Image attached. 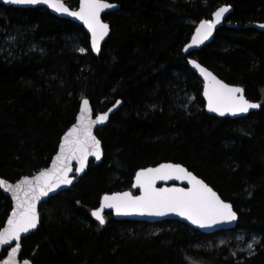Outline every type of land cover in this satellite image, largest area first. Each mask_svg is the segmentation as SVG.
Masks as SVG:
<instances>
[{"label": "trees", "instance_id": "trees-1", "mask_svg": "<svg viewBox=\"0 0 264 264\" xmlns=\"http://www.w3.org/2000/svg\"><path fill=\"white\" fill-rule=\"evenodd\" d=\"M107 1L119 9L103 16L110 34L98 56L70 20L0 4V179L15 182L47 168L82 99L94 114L122 103L96 132L101 163L91 161L76 184L40 205L39 226L22 239L20 258L264 264V32L222 27L189 55L259 102L245 118L208 116L202 84L182 55L195 26L218 7H232L231 23H263L264 0ZM162 162L184 166L229 202L238 215L235 229L203 234L178 221H117L106 212L100 225L91 217L102 195L131 190L136 171ZM10 211L0 191V230ZM239 231L259 238L248 256H234L233 245L221 243Z\"/></svg>", "mask_w": 264, "mask_h": 264}, {"label": "snow or ice", "instance_id": "snow-or-ice-1", "mask_svg": "<svg viewBox=\"0 0 264 264\" xmlns=\"http://www.w3.org/2000/svg\"><path fill=\"white\" fill-rule=\"evenodd\" d=\"M3 3L47 5L55 12L79 19L91 33L92 49L96 52L100 51V41L109 33V25L102 22L101 13L117 7L107 0H80L79 11H70L62 0H3ZM228 10V7H222L214 14V21H202L188 48L202 44L208 39ZM260 27L264 28V25ZM188 48L184 51H188ZM83 51L84 49H81V52ZM189 63L204 77V96L208 101L209 112L220 116L226 114L236 116L260 107L259 104L245 99L243 88L230 87L223 83L196 61H189ZM90 117L89 101L84 99L78 123L65 136V142L60 145V154L56 157L51 169L40 172L32 179L25 177L15 186L0 180V187L10 191L15 201V209L7 220V227L0 231V246L17 241L12 248L11 257L14 258L20 251L21 233H28L37 228L39 223L37 202L49 192L60 188L61 185L73 183V179L69 177V173L73 171L70 166L71 161L77 160L79 167L76 172L81 173L84 171L88 156H94L97 161L101 159L100 141L92 134V127L94 124H103L108 119V115L107 113L100 115L96 120H91ZM168 180H187L191 187L187 189L156 187L157 181ZM133 187L138 188L141 194L134 196L131 192H123L105 195L100 208L92 211L91 215L100 225L105 223L104 209H114L118 216L138 214L162 217L174 213L201 228L223 221L236 220V213L232 210L231 204L221 200L207 184L178 164L165 163L155 168L138 171ZM22 191L25 198L20 196ZM248 247L252 249L253 245L249 244ZM5 264H12V261H5ZM23 264H29V261L24 260Z\"/></svg>", "mask_w": 264, "mask_h": 264}, {"label": "water", "instance_id": "water-1", "mask_svg": "<svg viewBox=\"0 0 264 264\" xmlns=\"http://www.w3.org/2000/svg\"><path fill=\"white\" fill-rule=\"evenodd\" d=\"M63 2V0H62ZM109 2V1H107ZM64 3V2H63ZM110 3V2H109ZM0 4L5 6V7H12V8H20V9H33V8H43L45 10H47L52 16L54 17H57V18H60V19H67V20H70L71 22L81 26L83 28V30L85 31V33L88 35V38H89V49L91 51V53L94 55V56H98L100 54V51H101V47L102 45L104 44V42L108 39L109 37V34H110V25L107 21H105L103 19V16L109 14V13H112V12H115L119 9V6L115 3H112V4H115L117 7L113 8V9H107L105 11H103L101 13V20L103 23H106L109 25V33L107 36L104 37L103 40L100 41V44H99V47H100V51L99 52H96L92 49V38H91V33L89 32L88 28L83 24L82 21H80L79 19H76L75 17H72V16H68L67 14H62V13H58V12H55L53 11L51 8H49L47 5H8V4H5L3 3V0H0ZM65 4V3H64ZM65 6H67L69 8L70 11H79V7H80V0H78V4H77V7L75 8H70L68 5L65 4ZM222 7H228V12H226L223 17L221 18V22L219 24L216 25L215 29H213L212 31V34L210 37H208V39H206L202 44H199V45H193L192 47L188 48V45L192 44V40H193V37L196 35V29L199 27L200 23L202 21H206L205 19L201 20L194 28L193 30V33L189 39V41L187 42V44L183 47L182 49V55L183 57H186L187 58V63H188V66L190 68V70L196 75V77L199 79V81L201 82L202 84V99H203V102H204V110H205V113L208 115V116H212V117H215V118H229V119H240V118H245L247 117L250 113H254L256 111L259 110V108L257 109H250L247 113H243V114H238L236 116H232L231 114H226L225 116H220L218 115L217 113H213V112H209L208 111V101L206 99V97L204 96V86H205V80H204V77L200 75L199 71L197 69H194L192 67V65L189 63V61H196L198 64H200L196 59L194 58H191L189 55H191L192 53L196 52V51H199L201 50L203 47L209 45L213 39H214V36H215V33L216 31L219 29V28H222V27H225V28H238V29H241V28H252L258 32H264V28L260 27L261 25H264V22L263 23H248L247 25H243V26H240V25H237L235 23H231L228 21V17L229 15L232 13V7L229 6V5H222L220 7H218L212 14H211V17H210V20H207V21H214L215 20V13ZM185 48H188V51H184ZM201 65V64H200ZM202 67H204L203 65H201ZM205 69H207L206 67H204ZM209 72H211L218 80L222 81L223 83H225L223 80H221L219 77H217L211 70L207 69ZM227 84V83H225ZM229 85L230 87H240L242 88L241 86H238V85H231V84H227ZM243 95H244V92H243ZM245 97V95H244ZM86 99V98H84ZM82 99L81 102H80V105H79V109H78V113L75 117V120H74V123L65 131V133L62 135L61 139H60V142H59V145H58V148H57V151L55 153V155L52 157L51 159V162L50 164L48 165L47 168L43 169V170H40L38 171L37 173H34L30 176H23L21 177L20 179H18L17 181L15 182H10V181H7L5 179H0V180H4L6 181L8 184H11L13 186H15L16 184H18L21 180H23L25 177L29 178V179H32L33 177L35 176H38L40 174V172L42 171H47L49 169L52 168V165H53V162L56 160V157L60 154V145L62 143H64V138L65 136L71 131V129L73 127H75L78 123V117L80 116V109H81V106H82V101L84 100ZM245 99H247L245 97ZM248 100V99H247ZM249 102H252V103H257L259 104L258 101H250L248 100ZM122 105L121 101H117L115 104H113L112 106H110L106 111L102 112V113H96L94 114L93 110H92V107L89 103V107L91 108V117L90 119L91 120H96V118L100 115H103L105 113H107L108 115V119L103 123V124H94L93 127H92V134L97 138L96 136V132L98 130H100L103 126H105V124L107 123V121L109 120V118L115 113L118 111V109L120 108V106ZM98 139V138H97ZM99 140V139H98ZM100 147H101V142H100ZM101 151H102V148H101ZM93 162L95 165H98L101 163L102 161V155H101V159L99 161H97L95 159L94 156H88L87 158V162H86V165H85V168H84V171L81 172V173H77L76 172V169L79 167V164L77 162V160H72L71 161V167L73 169L72 172L69 173V177L73 179V183L71 185H61L60 188L56 189L55 191L53 192H49L47 196L45 197H42L40 199V201L37 202V212L39 210V207L42 203H44L47 199H49L50 197H53L63 191H66L68 189H70L74 184H76L79 179L84 175V173L86 172L87 170V167L89 165L90 162ZM165 163H171V164H177V163H172V162H162L158 165H155V166H150V167H145V168H142V169H147V168H155V167H158L159 165L161 164H165ZM180 165V164H178ZM182 166V165H180ZM184 167V166H182ZM185 168V167H184ZM142 169H139L138 171L142 170ZM136 171V173L138 172ZM190 172V171H189ZM135 173V175H136ZM192 173V172H191ZM193 174V173H192ZM135 175L133 177V180H132V189H133V192L132 193L130 190H125V191H121V192H115V193H106L104 195H102V197L100 198V201H99V205L97 208L95 209H92L90 214L92 213V211L96 210V209H99L100 208V204H101V201L103 199V197L105 195H113V194H116V193H123V192H131L134 196H138L140 195V190L138 188H135L133 187V185L135 184ZM194 175V174H193ZM196 176V175H194ZM197 177V176H196ZM197 179H200L202 180L201 178L197 177ZM203 181V180H202ZM204 182V181H203ZM205 183V182H204ZM206 184V183H205ZM208 185V184H207ZM156 187L157 188H189L191 187L187 180H168V181H157L156 183ZM208 187H210L208 185ZM211 188V187H210ZM212 189V188H211ZM213 190V189H212ZM0 191L10 200V203H11V211L3 225V227L1 228L0 231H3V229L5 227H7V220L9 219V217L11 216L13 210L15 209V201L13 200L12 198V194L10 191H5L4 188L0 187ZM214 191V190H213ZM216 192V191H214ZM216 194L218 195V193L216 192ZM31 194H29L30 196ZM20 196L21 198H25L24 197V192L22 191L20 193ZM219 196V195H218ZM220 197V196H219ZM221 199V197H220ZM223 200V199H221ZM224 201V200H223ZM225 203H228L230 204L229 202L227 201H224ZM233 210V208H232ZM234 211V210H233ZM106 212H109L112 216L113 219L117 220V221H123V220H128V221H137V222H145V223H157V222H162V221H178L180 223H183L184 225H186L187 227L195 230V231H198L200 233H203V234H214V233H218V232H231L235 229L236 225H237V220H238V215L236 213V220L234 221H223V222H220V223H217V224H213L211 226H207V227H204V228H201L199 227L198 225L196 224H193L191 223V221L185 219L184 217H181V216H178V215H175L174 213H169L168 215H165V216H162V217H156V216H147V215H144V216H141V215H138V214H133V215H127V216H118L116 215L115 213V210L114 209H104L103 211V215L106 213ZM38 215H39V212H38ZM91 217L97 221L92 215ZM98 222V221H97ZM39 226V223L37 225V228ZM36 229H33L31 230L30 232L28 233H21V239L19 241L20 243V251L19 253L16 254V256L13 258L10 256L11 252H12V248L15 247L17 241H12L10 244H6V245H2L0 246V264H5V261H8V260H11L12 261V264H23V261L24 260H28V259H21L20 258V253H21V241L22 239H24L25 237L29 236L30 234L34 233ZM29 261V264H32L30 260Z\"/></svg>", "mask_w": 264, "mask_h": 264}, {"label": "rangeland", "instance_id": "rangeland-1", "mask_svg": "<svg viewBox=\"0 0 264 264\" xmlns=\"http://www.w3.org/2000/svg\"><path fill=\"white\" fill-rule=\"evenodd\" d=\"M77 49L79 51H81V48L78 46H77ZM187 100L189 102H192V97L190 98L189 94L187 95ZM128 190H130V189H128ZM130 191L132 193H134L132 187H131ZM105 217H106V215H105ZM221 243L233 245L232 247H234V249H235L233 251L234 256H238V255L248 256L254 252L255 247L259 243V238L253 234H245V233L239 231V232H234L231 237L227 238L226 241H223V242L221 241ZM249 244L253 245L252 249H249V247H248Z\"/></svg>", "mask_w": 264, "mask_h": 264}]
</instances>
